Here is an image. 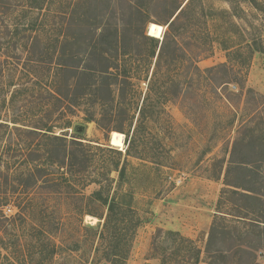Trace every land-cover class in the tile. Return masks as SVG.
I'll return each mask as SVG.
<instances>
[{
	"label": "rangeland",
	"instance_id": "obj_1",
	"mask_svg": "<svg viewBox=\"0 0 264 264\" xmlns=\"http://www.w3.org/2000/svg\"><path fill=\"white\" fill-rule=\"evenodd\" d=\"M31 2L0 0L1 254L264 264L261 207L231 191L264 194V0ZM104 33L106 74H60Z\"/></svg>",
	"mask_w": 264,
	"mask_h": 264
},
{
	"label": "trees",
	"instance_id": "obj_2",
	"mask_svg": "<svg viewBox=\"0 0 264 264\" xmlns=\"http://www.w3.org/2000/svg\"><path fill=\"white\" fill-rule=\"evenodd\" d=\"M30 1H32L31 4H46V0H30ZM179 15L173 21H171V22L168 23L169 27H171L173 25V23L175 22V20L178 19ZM105 38L107 39V36L104 33V34H102V38L100 40V44H98V45L97 44H94V45L91 46V48H93V50H91L90 53L88 51H86L85 54H83L84 56H82L81 54H75V56H72L71 60L74 61L75 63L77 62V64L78 63H81V67L85 63V61H84V57H85L86 58V62H88V63L84 64V65H86L85 67L83 66V68L80 69V71H79L78 66L76 68V66H70L68 64H59V72H60V74H63V73H69V74H73V75L75 74L78 77H81V79L83 77L91 78L92 74L95 73V72H98V73H101V74H106L108 71L105 72V70L103 69L100 72V70L93 69L92 66H91L92 63H93L92 62L93 60L94 61H97L98 60L96 48L97 47H101L100 45H102V46L104 45L106 48H109V46H107V44H106L107 43V40H105ZM149 39H151L153 42H157V40L155 38H153V37H149ZM99 56H101V61L103 63H104L105 60H107V58H105L106 57V54L105 53H101V54L99 53ZM1 72H3V71H1ZM81 79H80V82L82 83ZM55 94H56L55 98L58 99V100H61V98L62 99L65 98L64 96H62L61 94H59L58 91H55ZM14 124H18V123L17 122H14ZM1 128L2 129L3 128H6L7 130H11L9 123H0V129ZM14 128H16V127H14ZM54 139L55 140H59V138H57V137L54 138ZM259 167H261V166H259ZM237 169L240 170L242 173L245 174V177H246L245 179H246V182L247 183L253 185L255 182H257V183L260 182V180L258 179L259 173L258 172H255V170L257 171V168L255 166L252 167V166H248L247 164H245V165H241L240 164V165H238V168ZM258 169L260 170L261 168H258ZM247 174L248 175L249 174L251 175V178L250 179H247V177H248ZM256 178H257V180H256ZM260 178L262 179V177H260ZM228 185H230V184H228ZM239 187H241V186H238L237 188H239ZM239 189H241V188H239ZM242 190L244 192H239V191H236V190H231V191L233 193H237V195H239V196H241L243 198H246L248 200H252V201H254L256 203H259L258 205H259V207H261V209L258 210L257 212H259L260 214L257 213V212H252L254 210H252L251 212H248V214L253 213V215L255 217V219L251 220V223L250 224L255 225L256 228H259V229H260V227H263L262 229L264 230V226L261 225L262 223H264V218H262L263 217L262 210H263V206H264V194H260L259 192H257V190L255 191V190H249V189H245V188L242 189ZM246 192H250V194H248ZM96 195L101 196L100 193H97ZM237 217H239L241 219H245V217H240V216H237ZM217 234H219L218 229L217 228L212 229L211 234H210V238L211 237L212 238H211L210 242L212 241L213 238L215 239V237H217ZM260 235H261L260 232L259 233H256V236L257 237L260 236ZM262 235H264V231H262ZM219 253L221 255L223 254L222 251H219ZM243 253H246V254L248 253V254H251V255L254 254L253 252H246V251H243ZM0 264H19V262H17L16 260L13 261L9 256L8 257L7 256H3L1 254V251H0Z\"/></svg>",
	"mask_w": 264,
	"mask_h": 264
},
{
	"label": "water",
	"instance_id": "obj_3",
	"mask_svg": "<svg viewBox=\"0 0 264 264\" xmlns=\"http://www.w3.org/2000/svg\"><path fill=\"white\" fill-rule=\"evenodd\" d=\"M74 130L79 133V134H84L85 133V127L84 126H80V125H77Z\"/></svg>",
	"mask_w": 264,
	"mask_h": 264
},
{
	"label": "bare ground",
	"instance_id": "obj_4",
	"mask_svg": "<svg viewBox=\"0 0 264 264\" xmlns=\"http://www.w3.org/2000/svg\"><path fill=\"white\" fill-rule=\"evenodd\" d=\"M90 217V216H89ZM93 220H96V219H93ZM96 223V222H95Z\"/></svg>",
	"mask_w": 264,
	"mask_h": 264
},
{
	"label": "built area",
	"instance_id": "obj_5",
	"mask_svg": "<svg viewBox=\"0 0 264 264\" xmlns=\"http://www.w3.org/2000/svg\"><path fill=\"white\" fill-rule=\"evenodd\" d=\"M9 211H11V210H9Z\"/></svg>",
	"mask_w": 264,
	"mask_h": 264
}]
</instances>
